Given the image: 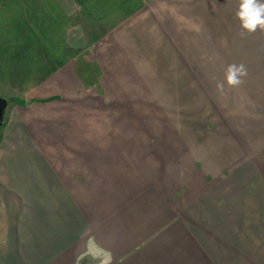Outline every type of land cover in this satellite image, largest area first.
<instances>
[{
	"label": "crops",
	"instance_id": "obj_1",
	"mask_svg": "<svg viewBox=\"0 0 264 264\" xmlns=\"http://www.w3.org/2000/svg\"><path fill=\"white\" fill-rule=\"evenodd\" d=\"M191 3L17 1L0 264H264V44L240 50L238 96L199 82L179 58Z\"/></svg>",
	"mask_w": 264,
	"mask_h": 264
},
{
	"label": "rangeland",
	"instance_id": "obj_2",
	"mask_svg": "<svg viewBox=\"0 0 264 264\" xmlns=\"http://www.w3.org/2000/svg\"><path fill=\"white\" fill-rule=\"evenodd\" d=\"M17 1L0 0V67L6 64L7 58H9L7 57L8 52H4V45L1 42L2 36L8 34L11 38L8 39L10 42L15 38V33L19 32V28L25 24L23 19H30L29 15H24L25 13H22L21 10L18 9L17 12ZM215 1L214 24L212 23L213 19L206 12L207 8L204 9V4H208L207 0H192L190 8L194 9L190 10L191 15H187L189 14L187 9H179L182 15L179 18L180 21H183L179 24L180 35L182 33L181 36L183 37L179 40V58L182 57L181 59L185 61V64L191 68V77L195 75L199 82L207 84L209 78L211 80L214 77L216 83L214 89L217 90V83L224 81L225 66L233 63L239 64L240 50L247 45V47H251L256 43L264 44V40L253 41L249 39L241 45V40H239L240 25L236 17L239 0ZM183 13L186 15L183 16ZM256 33L261 34L260 37L264 38V30H258L252 34L255 36ZM4 73L3 71L0 72V92H8L7 82L10 80L7 78L5 80ZM10 74L13 75L14 73ZM192 79L194 80V78ZM248 85L249 83H246V86ZM225 87L232 92L231 94L237 96L244 90L243 85L237 88H229L227 85ZM184 91L187 90L184 89Z\"/></svg>",
	"mask_w": 264,
	"mask_h": 264
},
{
	"label": "clouds",
	"instance_id": "obj_3",
	"mask_svg": "<svg viewBox=\"0 0 264 264\" xmlns=\"http://www.w3.org/2000/svg\"><path fill=\"white\" fill-rule=\"evenodd\" d=\"M236 17L243 32L252 34L264 30V0H239ZM248 69L244 64H229L225 70L224 81L217 83V90L223 92L225 85L237 88L244 83Z\"/></svg>",
	"mask_w": 264,
	"mask_h": 264
},
{
	"label": "water",
	"instance_id": "obj_4",
	"mask_svg": "<svg viewBox=\"0 0 264 264\" xmlns=\"http://www.w3.org/2000/svg\"><path fill=\"white\" fill-rule=\"evenodd\" d=\"M6 103H7L6 99L0 97V124H1L2 114L5 109Z\"/></svg>",
	"mask_w": 264,
	"mask_h": 264
}]
</instances>
